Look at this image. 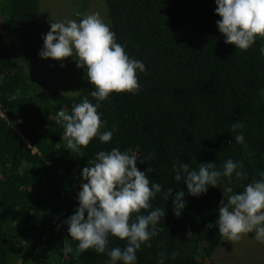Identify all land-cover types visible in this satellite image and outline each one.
<instances>
[{
	"label": "trees",
	"instance_id": "1",
	"mask_svg": "<svg viewBox=\"0 0 264 264\" xmlns=\"http://www.w3.org/2000/svg\"><path fill=\"white\" fill-rule=\"evenodd\" d=\"M105 2L117 43L146 70L137 73L141 88L136 94L111 93L101 102L98 111L106 126L100 131L117 128L111 141L94 137L71 153L56 114H70L85 97L95 104L93 86L85 76L83 89L69 95L28 73L7 45L36 19L40 0H0V264H108L105 254L91 249L79 257L65 256L64 247L74 253L78 241L68 236L64 221L78 207L80 184L86 183L81 170L97 152L113 147L135 154L140 171L152 168L150 182L160 183L162 191L171 188L173 196L185 192L179 217L171 198L157 194L151 201L165 216L158 235L136 252V264L159 259L164 264H215L208 259L223 238L216 225L222 191L209 187L199 197L190 196L182 181L172 180L173 167L177 161L193 170L199 163L220 168L227 159L241 162L247 177L233 178L235 193L261 178L264 39L257 37L247 51L225 44L216 25L215 0ZM236 122L243 127L233 131ZM237 134H243L247 147L235 142ZM125 243L109 237L108 248L123 249Z\"/></svg>",
	"mask_w": 264,
	"mask_h": 264
},
{
	"label": "clouds",
	"instance_id": "2",
	"mask_svg": "<svg viewBox=\"0 0 264 264\" xmlns=\"http://www.w3.org/2000/svg\"><path fill=\"white\" fill-rule=\"evenodd\" d=\"M215 4L214 14L220 17L216 25L225 44L247 51L257 37L264 39V0H215ZM42 40L43 46L38 52L41 59L63 61L71 57L78 69L85 70L94 89L90 95L95 104L85 97L72 106L70 114L64 110L56 114V123L64 128L67 149L78 153L94 137L101 143L110 142L117 128L113 125L109 131H100L106 126L98 111L101 102L111 93L136 94L141 88L137 73L145 72L144 63L126 53L110 26L96 13L82 16L79 22L52 20ZM260 53L264 56V46L260 47ZM260 95L264 97V90ZM242 127V123L236 122L232 130ZM235 142L247 147L243 134L235 135ZM198 165V170H193L177 161L172 180L178 184L182 181L187 194L193 197L207 193L209 187L219 186L223 194L216 220L219 234L227 241H239L243 234L254 232V239L264 243V173L259 180H253L243 191L235 193L231 187L233 178L247 177L241 162L227 159L220 168L213 162ZM152 171V168L140 171L136 155L117 147L107 152L101 150L87 161L81 170V180L86 183L80 184L76 197L78 207L64 221L68 236L78 243L74 253L72 247L65 246L64 255L79 257L91 249L105 254L108 264H136V252L158 235L165 216L164 209L152 208L151 201L157 194H162L166 201L171 198L177 217L186 204L184 191H177L173 196L171 188L162 191L160 183L150 182L147 174ZM149 209L147 214H141V210ZM191 235L190 231L186 233V237ZM109 237L126 241L123 249H109ZM159 255L162 257L163 253ZM175 255L172 253L173 258ZM157 264H164L163 259Z\"/></svg>",
	"mask_w": 264,
	"mask_h": 264
},
{
	"label": "rangeland",
	"instance_id": "3",
	"mask_svg": "<svg viewBox=\"0 0 264 264\" xmlns=\"http://www.w3.org/2000/svg\"><path fill=\"white\" fill-rule=\"evenodd\" d=\"M105 0H40V11L36 19L19 31L7 47L13 58L38 81L69 95L78 94L84 87L85 70L78 69L74 60L66 58L56 61L41 59L38 52L43 46L42 36L49 31L53 21L79 20L82 16L96 13L108 24ZM255 233L241 236L239 241H220L212 257L215 264H262L264 263V243L254 239Z\"/></svg>",
	"mask_w": 264,
	"mask_h": 264
}]
</instances>
